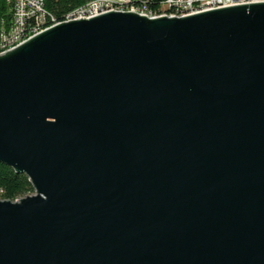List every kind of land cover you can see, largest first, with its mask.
<instances>
[{
    "label": "water",
    "instance_id": "obj_1",
    "mask_svg": "<svg viewBox=\"0 0 264 264\" xmlns=\"http://www.w3.org/2000/svg\"><path fill=\"white\" fill-rule=\"evenodd\" d=\"M0 264H264V0L110 9L0 54Z\"/></svg>",
    "mask_w": 264,
    "mask_h": 264
},
{
    "label": "built area",
    "instance_id": "obj_2",
    "mask_svg": "<svg viewBox=\"0 0 264 264\" xmlns=\"http://www.w3.org/2000/svg\"><path fill=\"white\" fill-rule=\"evenodd\" d=\"M263 0H87L58 18L46 0H0V54L61 22L92 17L101 12L135 11L148 17L184 16L211 8Z\"/></svg>",
    "mask_w": 264,
    "mask_h": 264
},
{
    "label": "trees",
    "instance_id": "obj_3",
    "mask_svg": "<svg viewBox=\"0 0 264 264\" xmlns=\"http://www.w3.org/2000/svg\"><path fill=\"white\" fill-rule=\"evenodd\" d=\"M87 0H46V7L58 18H63L68 12ZM35 193V187L25 173H19L10 165L0 162V198L16 200Z\"/></svg>",
    "mask_w": 264,
    "mask_h": 264
}]
</instances>
